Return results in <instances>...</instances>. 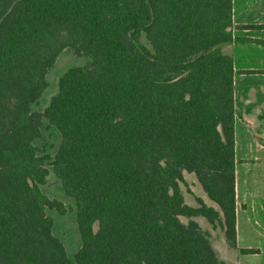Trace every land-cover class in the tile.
Returning <instances> with one entry per match:
<instances>
[{"label": "trees", "instance_id": "1", "mask_svg": "<svg viewBox=\"0 0 264 264\" xmlns=\"http://www.w3.org/2000/svg\"><path fill=\"white\" fill-rule=\"evenodd\" d=\"M231 7L0 0V264H70L45 213L62 206L39 188L50 159L34 145L43 119L61 137L49 164L75 203L74 264H224L192 217L236 246L233 68L218 48L232 40ZM64 50L90 60L32 110ZM183 171L218 209L184 203Z\"/></svg>", "mask_w": 264, "mask_h": 264}, {"label": "crops", "instance_id": "2", "mask_svg": "<svg viewBox=\"0 0 264 264\" xmlns=\"http://www.w3.org/2000/svg\"><path fill=\"white\" fill-rule=\"evenodd\" d=\"M231 6L232 40L218 48L233 68L236 246L223 230L221 237L239 262L264 255V0H231Z\"/></svg>", "mask_w": 264, "mask_h": 264}, {"label": "rangeland", "instance_id": "3", "mask_svg": "<svg viewBox=\"0 0 264 264\" xmlns=\"http://www.w3.org/2000/svg\"><path fill=\"white\" fill-rule=\"evenodd\" d=\"M137 44L153 52L150 43L143 33L138 36ZM89 60L90 58L87 55H77L69 50L62 51L56 58L52 67L48 70L46 74L47 85L41 92L38 100L32 104L31 109L39 112L43 111L48 105L51 97L57 93L58 80L64 72L74 66H83ZM60 140L61 137L58 130L49 125L46 119H43L40 135L35 139L34 145L38 149L39 155H46L50 157V159L45 160L47 175L44 183L40 184L39 188L47 198L60 203L62 206V211H58L55 208H46L45 213L52 221V233L62 242L70 260V264H74V254L80 247V236L75 219V203L73 198L65 193L59 179L54 175L51 165L49 164V161L54 156L60 144ZM179 189L185 204L197 206L196 197H199L205 204L218 209L216 204L206 196L194 173L182 172V180L179 182ZM180 219L183 222H187L188 220L187 217H180ZM192 219L197 221L203 230L209 232L211 244L218 259L224 262V264H237L238 261H236V257L231 254L232 252L227 249L223 242L221 237L222 229L218 225L213 227L202 216H194ZM95 227L96 226H94V229ZM238 264H264V255L244 258L242 261L239 260Z\"/></svg>", "mask_w": 264, "mask_h": 264}]
</instances>
